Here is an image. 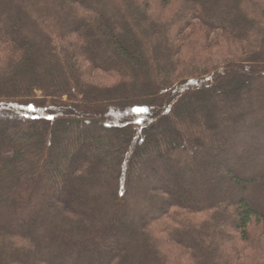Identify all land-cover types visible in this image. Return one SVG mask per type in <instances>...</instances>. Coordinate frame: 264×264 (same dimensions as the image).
Wrapping results in <instances>:
<instances>
[{
	"label": "trees",
	"instance_id": "16d2710c",
	"mask_svg": "<svg viewBox=\"0 0 264 264\" xmlns=\"http://www.w3.org/2000/svg\"><path fill=\"white\" fill-rule=\"evenodd\" d=\"M256 231L264 0H0V264H264Z\"/></svg>",
	"mask_w": 264,
	"mask_h": 264
},
{
	"label": "rangeland",
	"instance_id": "374dc122",
	"mask_svg": "<svg viewBox=\"0 0 264 264\" xmlns=\"http://www.w3.org/2000/svg\"><path fill=\"white\" fill-rule=\"evenodd\" d=\"M192 43V44H191ZM191 44V46L189 47V50L190 51H193L194 53H196V54H201V56H202V53L199 51V44H200V41L199 40H197V41H195V40H191L189 43H188V45H190ZM188 51V50H187ZM232 57H235L236 56V54L235 53H233L232 55H231ZM264 233H261V232H255V234L253 235V242L255 243V246H256V248L257 249H260L261 251H263L264 250Z\"/></svg>",
	"mask_w": 264,
	"mask_h": 264
},
{
	"label": "snow or ice",
	"instance_id": "6c2138e0",
	"mask_svg": "<svg viewBox=\"0 0 264 264\" xmlns=\"http://www.w3.org/2000/svg\"><path fill=\"white\" fill-rule=\"evenodd\" d=\"M135 111H138V112H144V111H147V109H144V108H138V109H135Z\"/></svg>",
	"mask_w": 264,
	"mask_h": 264
}]
</instances>
